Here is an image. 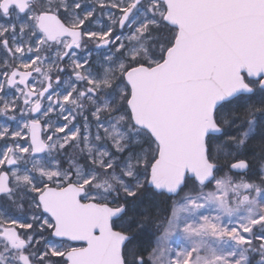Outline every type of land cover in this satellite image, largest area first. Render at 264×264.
Masks as SVG:
<instances>
[{
  "label": "snow or ice",
  "instance_id": "1",
  "mask_svg": "<svg viewBox=\"0 0 264 264\" xmlns=\"http://www.w3.org/2000/svg\"><path fill=\"white\" fill-rule=\"evenodd\" d=\"M0 264H264V0H0Z\"/></svg>",
  "mask_w": 264,
  "mask_h": 264
}]
</instances>
